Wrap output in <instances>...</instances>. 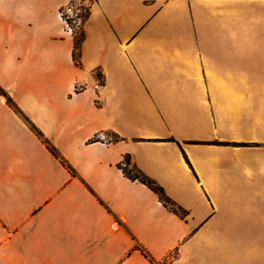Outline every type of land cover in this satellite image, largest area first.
<instances>
[{
  "label": "crops",
  "instance_id": "0c3cea01",
  "mask_svg": "<svg viewBox=\"0 0 264 264\" xmlns=\"http://www.w3.org/2000/svg\"><path fill=\"white\" fill-rule=\"evenodd\" d=\"M80 2L0 0V264H264V0Z\"/></svg>",
  "mask_w": 264,
  "mask_h": 264
},
{
  "label": "trees",
  "instance_id": "16d2710c",
  "mask_svg": "<svg viewBox=\"0 0 264 264\" xmlns=\"http://www.w3.org/2000/svg\"><path fill=\"white\" fill-rule=\"evenodd\" d=\"M82 10L84 11V14H83L84 21H86L88 16H89V9H82ZM82 38H83V33H82V29H80L78 36L77 37H76V35L74 36L75 48H74L73 58H74V61L76 62L77 65H78V62H77L76 51L78 49V45H79L80 41L82 40ZM0 96H4L7 99L8 105L12 106L16 112L20 113L18 111V109L12 104L11 100L9 98H7L6 94L4 93V91L1 88H0ZM46 148L53 157L59 159L61 164L63 166H65L68 170H70V168L64 163V161L62 159H60L57 151L52 146H50V144L46 143ZM121 170H122V173L124 174V176L126 178H128L129 180L138 181L139 183H141V184L145 185L147 188H149L154 194H156L158 196L160 202L168 210L173 212L175 215H177L180 218H184L186 216V212L183 211L182 209H180L179 207H176V205L174 203H172V201H170L165 196L162 188L159 187L158 185H156V183L153 180H151L148 177H146L145 175H143L135 167H132V169L129 168V158L128 157H126L124 159L123 165L121 166Z\"/></svg>",
  "mask_w": 264,
  "mask_h": 264
},
{
  "label": "built area",
  "instance_id": "2783aa9c",
  "mask_svg": "<svg viewBox=\"0 0 264 264\" xmlns=\"http://www.w3.org/2000/svg\"><path fill=\"white\" fill-rule=\"evenodd\" d=\"M72 0H68V4L62 7L58 11V18L63 25L65 32L74 35L77 31L82 28L84 21L82 9H88L87 7H80L77 10L72 8Z\"/></svg>",
  "mask_w": 264,
  "mask_h": 264
},
{
  "label": "rangeland",
  "instance_id": "374dc122",
  "mask_svg": "<svg viewBox=\"0 0 264 264\" xmlns=\"http://www.w3.org/2000/svg\"><path fill=\"white\" fill-rule=\"evenodd\" d=\"M71 5H72V8L75 9V10H77V9L80 8V7H85V6L82 5V3L80 2V0H72V1H71ZM81 29H82V28H81ZM78 34H79V31H77L73 36L76 35V37H77ZM0 97L5 98L4 96H0ZM130 169H132V167H130Z\"/></svg>",
  "mask_w": 264,
  "mask_h": 264
}]
</instances>
